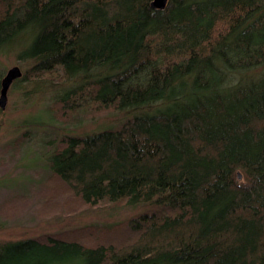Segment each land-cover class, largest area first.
<instances>
[{"label":"trees","instance_id":"1","mask_svg":"<svg viewBox=\"0 0 264 264\" xmlns=\"http://www.w3.org/2000/svg\"><path fill=\"white\" fill-rule=\"evenodd\" d=\"M152 1L0 0L18 79L73 82L54 118L126 112L51 143L41 213L150 208L4 240L0 264H264V0Z\"/></svg>","mask_w":264,"mask_h":264},{"label":"rangeland","instance_id":"2","mask_svg":"<svg viewBox=\"0 0 264 264\" xmlns=\"http://www.w3.org/2000/svg\"><path fill=\"white\" fill-rule=\"evenodd\" d=\"M12 43L0 52V82L7 70L25 62L17 58ZM73 85L72 80L54 74L45 79H16L7 93V104L0 107V242L36 236L86 224L116 223L150 209L141 204L116 208L82 207L73 212L41 213L45 204L39 185L46 181L51 143L61 135L88 134L116 127L126 112L114 110L84 120L62 122L52 116L50 103ZM127 117V116H126ZM24 131L29 136L15 152V139Z\"/></svg>","mask_w":264,"mask_h":264},{"label":"water","instance_id":"3","mask_svg":"<svg viewBox=\"0 0 264 264\" xmlns=\"http://www.w3.org/2000/svg\"><path fill=\"white\" fill-rule=\"evenodd\" d=\"M168 0H153L152 6L157 8H164ZM23 70L20 66L15 65L10 67L4 77L1 80V88H0V107L4 108L7 104V93L10 89L12 83L22 77Z\"/></svg>","mask_w":264,"mask_h":264}]
</instances>
